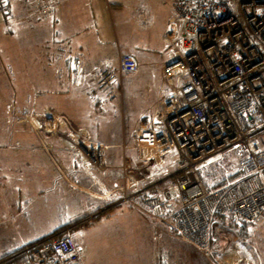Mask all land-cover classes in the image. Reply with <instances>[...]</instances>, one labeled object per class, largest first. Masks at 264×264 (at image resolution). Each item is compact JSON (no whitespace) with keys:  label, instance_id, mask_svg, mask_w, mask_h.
Segmentation results:
<instances>
[{"label":"built area","instance_id":"obj_1","mask_svg":"<svg viewBox=\"0 0 264 264\" xmlns=\"http://www.w3.org/2000/svg\"><path fill=\"white\" fill-rule=\"evenodd\" d=\"M30 1L42 16L54 17L58 0ZM173 3L162 87L150 119L138 121L135 128L132 144L138 158L132 160L124 144L121 168L127 174L168 158L175 170L133 187L125 183L118 188L121 196L115 204L128 203L209 256L215 250L212 238L219 237L220 247L227 239L221 228L212 235L214 214H231L247 222L264 217V146L256 137L264 130V0ZM0 13L9 24L15 20L11 0H0ZM138 67L135 54L122 53L116 67L100 70L99 85L115 86L122 73ZM17 119L22 124L34 119V127L44 126L59 136L90 169L110 167L105 145L90 139L65 114L47 110ZM228 148L245 152L242 173L207 189L199 167ZM80 263V247L67 233L26 245L23 258L14 264Z\"/></svg>","mask_w":264,"mask_h":264},{"label":"rangeland","instance_id":"obj_2","mask_svg":"<svg viewBox=\"0 0 264 264\" xmlns=\"http://www.w3.org/2000/svg\"><path fill=\"white\" fill-rule=\"evenodd\" d=\"M112 1L122 4L120 8L116 7L117 14L112 17L122 46H125L132 38L147 39V37H151V40L148 39L149 43L141 45L136 51L140 64L144 65L141 66L138 73H124L122 89L119 91L121 93L120 98L107 102L102 109L98 110L99 116L93 115L90 117L89 109H81L80 107V116H76L73 114V107L65 108V112L73 122L76 123L79 117L84 121L86 128L93 134L94 139L105 136L108 139H113L121 134V129L126 121L134 124L145 119V116L150 119L162 83L161 64L167 60L166 51L157 47L156 42L158 35L163 32L164 14L168 9H171V6L162 0H143V2H136V0ZM136 7L138 10L135 9ZM20 13L21 11L16 12V20L11 24L15 27L14 34L19 39L20 45L23 44L24 47L32 44V39H34V43L38 44L39 41L36 40L35 36L44 37L47 40L45 36L52 35V31L58 29L56 21L52 19L36 16L35 21L30 23L26 20V17L21 19ZM0 19H5L2 14H0ZM3 22L6 24L7 20L5 19ZM107 23L111 26L109 18H107ZM131 26L135 27V34H132ZM92 33L96 34V29H93ZM46 44L52 45V40ZM89 44H91V50L100 49L97 42L92 41L85 45ZM107 48L110 49L109 44H107ZM8 50L13 83L17 85L18 89L22 88L17 91L20 98L26 92V85L32 83L29 77L31 73L30 69L24 64L21 55L19 56L15 52L19 51V45L9 46ZM49 53L45 55L46 59L50 56ZM29 56L30 53H28L27 60L31 62ZM104 64L107 65V62ZM28 73L30 74L28 75ZM87 87L88 85H85V89ZM72 89L71 94L76 99V103L80 106L85 105L87 102L85 89L77 86ZM36 106L38 107V105ZM16 116L14 117L15 121L22 122ZM41 119L44 122L46 121L44 117ZM37 121L40 122V119ZM23 122L22 125L28 126L29 130L38 131V136L41 137L38 127H34V122ZM13 130H17V128ZM127 134L129 132L126 131V136ZM256 137L264 146V130L257 133ZM16 139V135L12 133V139L10 140H12L13 148L9 149L11 153H8L10 154L6 156L5 152H0V259L7 253L16 250V248H20L21 245H28L29 242L38 237L40 238L43 233L42 236H45L54 232L59 224L71 225L76 220L99 209L98 206H94V202H89V197H75L74 202L69 203L63 200L59 201L60 198L67 199L66 197H47L48 207L40 205L36 209L26 205L27 203L22 199L25 197H16L13 191L17 190L15 188H18V185L17 183L14 185L9 184L4 180V174L9 173V171L2 166L4 162L13 161L9 156L13 158V155H18L15 151L25 143L22 139L20 141ZM29 139L30 141L33 139L32 145L34 147H40L36 143L37 137L29 135ZM29 139L26 138V140ZM31 150L34 151V148L31 147ZM239 153L240 151L236 148H228L222 153L210 156L201 164L199 173L207 189H213L228 182V180H222L229 177L236 170L237 163L232 158ZM106 155L116 158V161H118L121 157V148L117 146L109 147ZM167 163L172 165L169 160H167ZM216 181L218 183H215ZM15 198L19 199L20 209L14 205L17 203ZM29 198L34 199L35 197ZM101 209L105 210V204L101 205ZM153 222L156 228L148 224L143 216L129 204L121 203L102 212L97 217L91 216L82 225L74 228L70 234L81 246V264H148V262L159 264L162 235L158 230L161 227L169 237L168 241L165 240V244L171 247V264H264V217L256 222H247L252 227L249 229L248 236H243L244 234H241L240 229L235 225L224 224L221 219L213 218L212 235H216L218 228H221L220 231L224 229L227 239L222 240L223 248L219 245V237L212 238L211 245L215 246V250L209 256L199 250L179 246L180 243L185 241L173 230L160 226L154 220ZM228 239L230 240L228 241ZM185 243L187 244V242ZM228 244L230 248L226 249Z\"/></svg>","mask_w":264,"mask_h":264},{"label":"crops","instance_id":"obj_3","mask_svg":"<svg viewBox=\"0 0 264 264\" xmlns=\"http://www.w3.org/2000/svg\"><path fill=\"white\" fill-rule=\"evenodd\" d=\"M162 1L169 4L171 9H168L167 12H165L166 14H164L163 32L158 35L156 44L157 47L167 52L168 44L166 42V33L168 24L173 18L174 3L173 0ZM136 2H143V0H136ZM11 4L15 13V20L17 11H21V19L26 17V20L30 23L35 21L34 19L36 16L45 18L38 12L35 6H32L30 0H11ZM120 5L122 4L113 2L112 0H58L56 13L52 19L56 21L58 29L52 31V35L50 36L44 35L47 40H45L44 37L40 38L35 36L39 43H34V39H32L33 43L28 47H24L23 44L20 45L19 39L16 34H14L15 27L9 23L4 24L3 20L5 19H0V90L8 99L10 105L15 108V113L19 115L18 117H22L23 115L18 112L19 110H17L16 106L24 108L27 105H42L45 111H59L65 114L76 128L86 131L90 139L100 141L106 147L105 162L110 167L104 171L96 172L90 169L82 157L78 156V154L59 136L52 135L47 129V132L39 129V134L43 138L40 139L41 137L38 136V131L29 130L28 126L26 127L22 125L21 122L18 123L15 121L14 117L16 114L10 109V106L0 93L2 103L7 110V117L4 118L3 122L6 119L9 122V116H13L14 119L11 123L17 126V130H12V133L16 135L17 141L22 139L25 142L17 151L18 155H13V158L9 156L13 161L4 162L2 164V166L5 167L4 169L9 171V173L4 174V180L9 184L14 185L17 183L18 185V188H15L17 190L13 191L16 197H25L22 199L27 203L26 205L34 209L40 207V205L42 207H48L49 203L47 197H66L67 199L60 198L59 201L63 200L68 203L74 202L75 197H89V202H94V206H98L99 208L91 214L71 223L68 227V234H70L74 228L82 225L84 221L91 218V216L97 217L102 212L116 207L118 204L115 203L121 196V191L118 190V188L122 187L125 183H127L129 187H133L153 178L161 179L163 176L175 170V163L165 158L162 161L154 160L148 167H143V169L138 170L133 169L125 174L121 168L124 155L122 146L128 144L129 147L126 153L130 155L132 160L138 158L139 152L132 144L138 121L134 124H130L126 121L121 129V134H118L113 139H108L106 136L100 139H94L93 134L86 128L84 121L81 120L80 117L75 123L65 112V108L73 107V114L80 116V108H86L87 110L89 109L88 112L90 117L93 115L99 116L98 110L102 109L107 102H112L120 98L121 93L119 91L122 89V82L125 76L123 73L115 86L101 87L99 85L100 70L116 67L118 65L119 56L122 53H131L137 56L136 51H138L141 45L149 43L148 39L151 40V37H147V39L132 38L125 46H122L119 42L116 27L112 20V17L117 14L115 11L116 7L118 6V8H120ZM135 9L138 10L137 7ZM121 10H123V8H121ZM122 13L124 12L122 11ZM107 18H109L111 26L107 23ZM93 29H96V34L92 33ZM131 31L132 34H135V27L131 26ZM51 40L52 45L46 44L50 43ZM92 41L97 42L100 49L91 50V44L85 45ZM14 44L19 45V51L15 52H17L19 56L21 55L24 64L30 69L31 75H29L30 73H28V75L32 81L31 83L29 80L30 84L26 85V92L23 93L20 98L17 91L22 88L18 89L17 85H14L11 70L12 66L8 60V47ZM107 44L110 45L109 50ZM48 52H50L51 55L46 59L45 55ZM28 53H30L29 59H31V62L27 60ZM48 61H50V63ZM106 62L107 65L104 64ZM163 63L161 64V74ZM142 65L144 64H139V68L134 74L139 72ZM85 85H88L86 89ZM74 86L85 89L87 95V102L85 105L82 104L80 106L76 103V99H74L71 94ZM94 90L96 94H93ZM6 91L9 92L14 101L10 100ZM68 96L71 100H69ZM0 107L3 108V106ZM126 131L129 132L127 136ZM12 133L10 134L2 129L0 131V137L8 136L9 142L12 143V140H10L12 139ZM29 135L37 137L36 143L40 145V147H34L32 145L34 141L33 139L30 141ZM26 138L29 140H26ZM113 146L121 148V157L118 161H116V158L106 155L107 148ZM31 147L34 148V151L31 150ZM9 149V146L7 148L0 147V152H5L7 156L11 153ZM236 150L240 151L239 154L232 158V160L237 163L236 170L222 181H231L242 173L241 161L245 156V152L238 148H236ZM167 160L171 161L172 165H169ZM215 183L218 182L216 181ZM110 191H113L112 194H109ZM29 197L35 198L30 199ZM15 200L17 201V203L14 204L15 207H19L20 209L19 199L17 200L15 198ZM103 204H105V210L101 209V205ZM134 210L143 216L138 210ZM11 216L13 217V215ZM143 218L148 224L156 228L154 222L145 216H143ZM61 225L63 226L65 224H59L55 230L61 227ZM161 228L158 230L162 235L159 264H171V247L165 244V240L168 241L169 237L163 228ZM37 239H39V237L35 240ZM179 246L198 250L193 245L186 244L185 242L180 243ZM79 247L81 251V246L79 245ZM148 264H150V262H148ZM151 264L155 263L153 262Z\"/></svg>","mask_w":264,"mask_h":264},{"label":"trees","instance_id":"obj_4","mask_svg":"<svg viewBox=\"0 0 264 264\" xmlns=\"http://www.w3.org/2000/svg\"><path fill=\"white\" fill-rule=\"evenodd\" d=\"M53 18H51V19H53ZM49 54L51 55V53H49ZM48 62L50 63V61H48ZM136 71H134V72H136ZM134 72H130V73H134ZM125 73H128V72H125ZM6 93L8 94V97L10 98V100L11 101H14V99L11 97V95L9 94V92L6 91ZM0 106H3V108L0 107V131L2 129H4V131L9 132L11 134L12 133V130L14 128H17V126L12 125V123H11V122H13V119L14 118H13V116L10 115L9 116V122L6 119L4 121L5 122L4 123L3 120H4V118L7 117V115H6L7 110L4 107V104L2 103L1 98H0ZM16 108H17V110H19L18 112H20V114L23 115V116H27V115H30L32 113H34V114H41V113H43L45 111L44 110L45 108L42 105L41 106H38V107H34V105H32V106L27 105L24 108H20V107L16 106ZM35 112H37V113H35ZM144 118L147 119L148 117L145 116ZM6 122L7 123H10V124H7ZM41 131L47 132L44 127L41 128ZM8 146L10 148L11 147L13 148L12 143L9 142L8 136H6V137H0V147H6L7 148ZM18 150H16V153H17ZM213 218H215V219L216 218L221 219L222 220V223H224V224L235 225L236 227H238L240 229V233L241 234H244L243 236H248L249 233H250L249 229L252 228V227H250V224L247 223V221L241 220V219H239V218H237V217H235L234 215H231V214H218V213H216V214L213 215L212 220H213ZM69 226L70 225H63V226L59 227L58 229H56L54 232L49 233V234H47V235H45V236H43V237H41V238H39L37 240H34V241H36V242L37 241H43V240H45L48 237L60 236V235H63V234H67L68 233L67 231H68V227ZM34 241H31L28 244H30V243H32ZM26 245L27 244H23V245H21L20 248L18 247V248H16V250L7 253L5 256H3L0 259V264H14V263L20 261L23 258V256H24V248H25Z\"/></svg>","mask_w":264,"mask_h":264},{"label":"bare ground","instance_id":"obj_5","mask_svg":"<svg viewBox=\"0 0 264 264\" xmlns=\"http://www.w3.org/2000/svg\"><path fill=\"white\" fill-rule=\"evenodd\" d=\"M0 93H1L2 96L4 97L6 103L10 106V109L15 113V108H14L12 105H10V102H9L8 99L4 96V94L2 93L1 90H0ZM15 114H16V113H15ZM32 121L34 122L35 126H37V122H36L34 119H32Z\"/></svg>","mask_w":264,"mask_h":264}]
</instances>
